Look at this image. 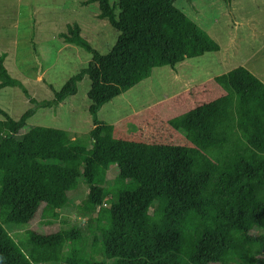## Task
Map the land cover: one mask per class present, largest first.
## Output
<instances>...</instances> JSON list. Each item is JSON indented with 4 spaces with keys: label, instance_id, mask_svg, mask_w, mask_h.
<instances>
[{
    "label": "trees",
    "instance_id": "obj_1",
    "mask_svg": "<svg viewBox=\"0 0 264 264\" xmlns=\"http://www.w3.org/2000/svg\"><path fill=\"white\" fill-rule=\"evenodd\" d=\"M176 2L89 0L88 5L99 4L98 17L118 31L117 41L102 55L78 24L69 25L60 36L91 53L92 60L60 91L51 87L52 100L33 98L6 68L7 53H0V90L17 87L34 106L18 120L0 108V264H264L261 80L243 67L218 77L224 95L168 123L187 146L125 140L98 118L122 94L107 79L133 69L142 49L159 46L175 69L177 54L170 51L163 25L191 22ZM85 77L91 80L93 122L87 134L72 137L42 126L23 132L39 109L75 96ZM114 166L118 175L105 189ZM81 180L89 187L82 216L94 230L92 254L76 225L51 234L29 231L25 240L11 235L13 228L32 223L42 206L64 209ZM67 245L70 254L63 255Z\"/></svg>",
    "mask_w": 264,
    "mask_h": 264
},
{
    "label": "rangeland",
    "instance_id": "obj_2",
    "mask_svg": "<svg viewBox=\"0 0 264 264\" xmlns=\"http://www.w3.org/2000/svg\"><path fill=\"white\" fill-rule=\"evenodd\" d=\"M88 1L0 0V53H7L5 66L9 73L38 101L52 100L51 87L60 91L92 60L91 53L66 44L60 36L69 25L78 24L82 36L102 55L115 45L118 31L108 19L98 17L99 4L88 5ZM110 2L117 5L119 0ZM175 6L191 22L166 23L163 34L170 41V51L180 57L175 64L179 75L188 71L192 77L187 75L185 84L176 80L171 60L157 45L142 49L139 58L143 59L145 54V59L131 66L134 69L111 75L107 83L119 86L122 94L105 105L98 118L114 125L117 135L125 140L187 146L185 136L168 124L171 119L224 95V87L215 80L236 68L251 66V71L264 73V0H177ZM185 56H196L194 61L204 69L186 65ZM90 88L91 80L85 77L75 96L56 108L39 109L23 132L42 126L68 131L72 137L87 134L93 128ZM33 107L19 88L0 90V108L13 119L18 120ZM117 175L115 166L108 170L105 189L113 185ZM69 192V203L64 209L52 212L42 206L32 223L13 228L11 235L16 240H25L29 231L51 234L76 225L85 235L86 252L92 254L94 230L82 216L89 187L81 180ZM159 205L164 207V203ZM69 254L67 245L63 255ZM95 257L101 260L99 254Z\"/></svg>",
    "mask_w": 264,
    "mask_h": 264
},
{
    "label": "crops",
    "instance_id": "obj_3",
    "mask_svg": "<svg viewBox=\"0 0 264 264\" xmlns=\"http://www.w3.org/2000/svg\"><path fill=\"white\" fill-rule=\"evenodd\" d=\"M234 40L232 39V42H233ZM196 56H198V55H196ZM196 56H194V57H189V56H185L184 57V60H185V62L187 63L186 65H188V66H190L191 65V68H193V69H195V68H198L199 70H203L204 69V67H203V65H199L198 63H196L194 60L196 59ZM144 59H145V54H143V59H141V58H138L135 62H134V64H138V63H142V61H144ZM180 60V57L179 56H177V60ZM251 67V66H250ZM250 67L249 68H247L249 71H250V73H252L254 76H256L259 80H261L262 81V83L264 84V73L263 72H257V71H251L250 70ZM133 68V67H132ZM134 69V68H133ZM175 71V76H176V80L178 79V81L180 82V81H182V83L181 84H185L186 83V80H184V78L187 76V75H189V74H191L190 72H188V71H185V75L183 76V75H179V72H177V66H175V69L173 70V72ZM189 77H192V76H190L189 75ZM204 80V79H203ZM201 81V80H200ZM190 82V81H189ZM201 84L199 83L198 85H196L195 87H198V86H200ZM205 86H206V84H205ZM197 89H195V91H196ZM210 97V96H209Z\"/></svg>",
    "mask_w": 264,
    "mask_h": 264
},
{
    "label": "water",
    "instance_id": "obj_4",
    "mask_svg": "<svg viewBox=\"0 0 264 264\" xmlns=\"http://www.w3.org/2000/svg\"><path fill=\"white\" fill-rule=\"evenodd\" d=\"M41 70V69H40ZM40 70H39V74H40Z\"/></svg>",
    "mask_w": 264,
    "mask_h": 264
}]
</instances>
